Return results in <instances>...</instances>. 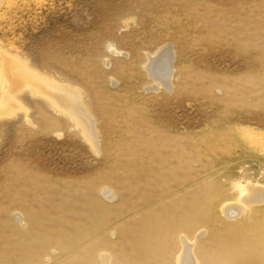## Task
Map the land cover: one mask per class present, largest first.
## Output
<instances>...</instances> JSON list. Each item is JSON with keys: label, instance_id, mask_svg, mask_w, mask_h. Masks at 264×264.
<instances>
[{"label": "rangeland", "instance_id": "rangeland-1", "mask_svg": "<svg viewBox=\"0 0 264 264\" xmlns=\"http://www.w3.org/2000/svg\"><path fill=\"white\" fill-rule=\"evenodd\" d=\"M167 47L163 87L147 67ZM0 58V264H176L179 237L195 264L217 245L264 264V230L228 247L221 222L234 183L264 189V0H0Z\"/></svg>", "mask_w": 264, "mask_h": 264}, {"label": "bare ground", "instance_id": "bare-ground-1", "mask_svg": "<svg viewBox=\"0 0 264 264\" xmlns=\"http://www.w3.org/2000/svg\"><path fill=\"white\" fill-rule=\"evenodd\" d=\"M172 51L173 50L171 47H167V48L162 49L160 53L155 54L156 56L154 55V57H150V64L147 67L148 71L150 72L151 78L156 79L163 87H168L170 78L172 79V77H171L172 71H173V69L171 67V62L173 61V52ZM2 54H1V57L5 56L4 53H2ZM6 60H7V58H6ZM6 60L4 59V62H5V65L3 67L4 73L0 76V82L4 81L3 78L8 80L7 78H9L10 74L13 72L12 69H14V66H15L14 60H12L11 58L9 59V60L14 61L13 63L9 60H7V61ZM18 66L20 68H22V66H20V64H18ZM15 68H16V66H15ZM22 69L24 70V67ZM16 73H18L20 75V77H22L21 70L16 71ZM11 76H13V75H11ZM12 79H10V80H12ZM41 79L43 80V78H41ZM6 80L4 82H6ZM14 80H15V77H14ZM37 80H38V78H37ZM33 81H34V79H33ZM46 81H48V80L45 79L44 82H46ZM14 82H16V81H14ZM9 83L11 84V81ZM12 83H13V80H12ZM52 83L53 84L51 86H46L43 88L47 91L46 93H48L47 99L50 101V103L54 106L55 109L62 110V112L72 114L75 117V119L77 120V122L81 125V127L83 129L82 130L83 134L87 138V140L89 139L92 143H94L95 142V139H94L95 131L93 128L94 124L92 123V120L88 116V114L86 115L87 112H86L85 106L82 103V100H81L82 97L80 95H77L74 92V90L71 91V90H69V88H67V89L63 88L62 89V88H60L59 85H56L55 82H52ZM13 84L16 85L15 83H13ZM26 84H27V81H26ZM3 86L0 87V95L5 94V92H10V94H11V92L13 93L14 92L13 90H15V89H13L12 86H11L12 90L8 86H5L4 88H3ZM48 87H49V89H48ZM78 94H80V93H78ZM2 100L3 99L0 100V103H2ZM7 105L8 104H6L5 106H7ZM258 136H260V135H258ZM261 150L263 151V154H264V149H261ZM242 183H244V182H242ZM242 183L239 181L234 183L235 187H233V188L237 193V195L234 199L235 201L232 200L231 201L232 203L229 202L228 206L225 205L224 208L221 209L222 210L221 213L224 214L226 217V218L225 217L222 218L221 222L223 224H225L226 229H227V231H224L222 233V236L225 239H227V241L226 242L223 241V243L228 245V228H232L233 233H234L233 234V241L231 242L232 245H230V246L228 245V247L234 246L233 242L238 239L237 233L242 232L249 227H251L252 231H255V232H259L261 230H264V189H262L260 186H257L258 184L257 185L252 184V182H249V183L247 182L246 184H242ZM219 197H220V195H219ZM216 200H218V199L216 198ZM110 201H112V200H110ZM233 202H235V203H233ZM216 213H218V210L216 211ZM171 217L170 218L175 221V217L173 218L172 215H171ZM199 217L201 218V216H199ZM198 218L194 219V222L199 221L200 218L199 219ZM244 218L250 219L251 220L250 223H247V225L238 224V222H240ZM180 219H178V220H180ZM236 221H238V222H236ZM253 221H255V223H253ZM190 222H192V220ZM175 223L176 222H174L173 224H175ZM182 225L183 224H180V226H179V224H177L175 226L173 225V227L171 229H169L168 238L172 239L173 236H175V234L180 230ZM254 225L257 227H254ZM252 226H253V228H252ZM137 228H140V226ZM183 228H184V226H183ZM243 234H244V232H242L241 235H243ZM177 235H178V233H177ZM179 243H180V245H179L178 250L175 254L176 264H195L193 245L191 243H189L187 238H182V237H179ZM135 245H136V243H135ZM213 248L214 249L212 250L210 247V250H209V248L207 249V247L206 248L202 247V250L198 253L199 254L208 253V256L213 258L212 264H220L221 260L219 257L216 256V253L219 252L220 250H225L226 246H224L222 248L220 245H217V247H213ZM253 254L256 255V253H253ZM202 256H203V259L205 260V263H203V264H210L211 263V261L208 260L207 256H204V255H202ZM103 262L107 263V260L104 258ZM84 264H85V262H84ZM164 264H166V263H164ZM199 264H202V263H200V261H199ZM224 264H239V261L228 260V262H226Z\"/></svg>", "mask_w": 264, "mask_h": 264}]
</instances>
